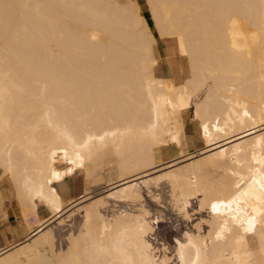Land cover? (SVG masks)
Returning <instances> with one entry per match:
<instances>
[{"label":"bare ground","instance_id":"bare-ground-1","mask_svg":"<svg viewBox=\"0 0 264 264\" xmlns=\"http://www.w3.org/2000/svg\"><path fill=\"white\" fill-rule=\"evenodd\" d=\"M146 1L158 36L138 0H0V187L27 232L0 264H264V0ZM158 37L187 74L163 73ZM191 110L209 149L175 166L194 157ZM167 150L178 157L158 163ZM112 153L109 197L142 201L158 167L183 216L202 214L175 246L155 243L162 219L144 204L109 218L98 197L58 250L49 225L66 221L67 179Z\"/></svg>","mask_w":264,"mask_h":264},{"label":"rangeland","instance_id":"rangeland-1","mask_svg":"<svg viewBox=\"0 0 264 264\" xmlns=\"http://www.w3.org/2000/svg\"><path fill=\"white\" fill-rule=\"evenodd\" d=\"M138 1L141 3L142 10L147 17L151 28L154 29L152 31L156 36H158V33L154 27V22L150 14L147 1L146 0H138ZM167 38L158 37V43L156 47V54L159 57L160 65L163 73L165 75L169 74L170 66L174 64L173 66H176L177 71L179 72L181 71L180 73L181 75L187 74L189 72L187 60L179 55L173 39L170 37ZM192 116H193V110L186 113V115H184V118H186L185 127L188 138V150L194 153V157H192L190 160L187 159L186 157H184L186 158L185 160H182L184 158L178 159L177 161H175L177 162L175 166L177 165L180 166L179 164L181 163H182L181 166L183 165L185 166V164H189L190 162H192V159L194 161L195 159L202 156L201 154H203L205 152V149L208 147L200 134L199 122L193 119ZM112 154L104 155L96 159L94 162H89V163L87 162L85 167L83 168V172L78 171V173L67 179V183L69 187L67 188V191H65L64 194L65 198H67L65 203V206L67 205L66 211L64 210L65 212H63L61 216L55 218L56 222H58L61 219L63 220L65 218L66 221L65 220L63 222L59 221L58 223L59 225H57V223H51L49 225V227H52V229L54 230V234L56 235L57 238L56 247L58 248V250L66 249L67 245L69 244L68 238L70 237V234L77 235L76 233H78L79 229L81 228L80 226L83 223L84 213L78 209L87 206L92 202H95L96 198L98 197L101 198L105 197L106 202H105V206L102 207V212L106 214L109 218H113V216H116V214L122 212L123 210H129L134 212L144 204L146 207L150 209V212H152L151 216L153 220L155 218H156L155 221L162 219V222L155 223L156 226L154 228V233L150 235L152 236V238L157 237L156 239H154L155 243H160V241L164 240L163 242L169 241V243H172V245L175 246V243L173 242L174 236L182 235L185 230L184 229L185 225L190 226L192 224L191 222L196 220V217L199 218L202 214L200 215V213H196L195 211H193V213L191 212L192 216L196 214L194 217L190 218L191 221L187 219L185 216H183L182 211L179 209L178 205L173 200L169 179H164L160 183L154 182L155 179H153V177L156 176L158 172L160 174L163 171L162 172L163 174L164 172H166V170H168V169H160L158 167L157 170L153 169L154 171L152 172L150 171L149 173L150 174L149 177L152 178V180L148 179L146 183L138 184V185H142L141 190H143L145 194L142 201L121 200L122 198L120 197L122 196L120 192L118 194H115V197H109V191L110 192L113 191L112 190L113 188L110 190V188L113 186L110 185V183L118 182L119 180V174H118L119 171H117L118 169L116 166L118 165L117 163L118 161L116 160L117 157L116 155L114 154L112 155ZM176 157H178L176 151L167 150L162 152L159 158L160 161L158 163H164L170 161L171 159L173 160ZM159 174H157V176H159ZM86 183L88 187L91 188L90 189L91 191L89 190V192H91V198L90 199L87 198L88 200L87 199L83 200L84 198L82 199L81 196L85 195L86 193ZM116 188H118L119 191L123 188L125 190V186L115 187L114 190ZM146 188L152 190V192L150 193L151 195L147 193ZM154 194L158 196L157 200L154 198L155 196ZM152 195L154 196L151 197ZM99 199H97V201ZM89 200L91 202H88ZM81 204L82 205L84 204V206H81ZM192 204L193 206L197 207L198 206L197 199H193ZM70 205H73V207H71ZM71 210H76V211H74V213L69 218L67 215H69V213L72 212ZM43 215H48V212L46 213L44 212ZM203 215L205 216L207 214L204 213ZM22 219L25 226L23 215H22ZM187 222L188 224H186ZM20 242L21 241L18 240L15 243L8 245L9 249H13L17 247Z\"/></svg>","mask_w":264,"mask_h":264},{"label":"crops","instance_id":"crops-1","mask_svg":"<svg viewBox=\"0 0 264 264\" xmlns=\"http://www.w3.org/2000/svg\"><path fill=\"white\" fill-rule=\"evenodd\" d=\"M4 182L0 187L2 191H0V193L3 195V197H0V199H5L4 205H2L4 209L0 207V248L15 243L20 238L25 237L27 234L20 208L18 207V204L16 203L15 198L10 191L9 185ZM2 209L5 210V212L2 211Z\"/></svg>","mask_w":264,"mask_h":264},{"label":"snow or ice","instance_id":"snow-or-ice-1","mask_svg":"<svg viewBox=\"0 0 264 264\" xmlns=\"http://www.w3.org/2000/svg\"><path fill=\"white\" fill-rule=\"evenodd\" d=\"M215 208H216V206L214 205V206H213V209L215 210Z\"/></svg>","mask_w":264,"mask_h":264}]
</instances>
